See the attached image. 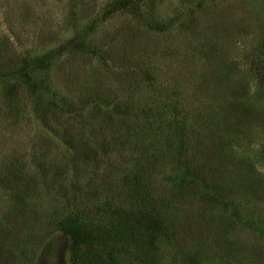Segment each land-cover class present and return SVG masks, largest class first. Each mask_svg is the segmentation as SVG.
Wrapping results in <instances>:
<instances>
[{
  "label": "rangeland",
  "instance_id": "1",
  "mask_svg": "<svg viewBox=\"0 0 264 264\" xmlns=\"http://www.w3.org/2000/svg\"><path fill=\"white\" fill-rule=\"evenodd\" d=\"M233 1L142 0L107 15L113 0H0V164L63 167L37 184L36 213L13 215L0 264H74L70 238L47 225L50 201L66 198L58 181L117 186L141 148L145 166L120 191L74 193L157 219L146 240H170L153 264H264V0ZM128 138L131 152L109 150Z\"/></svg>",
  "mask_w": 264,
  "mask_h": 264
},
{
  "label": "trees",
  "instance_id": "2",
  "mask_svg": "<svg viewBox=\"0 0 264 264\" xmlns=\"http://www.w3.org/2000/svg\"><path fill=\"white\" fill-rule=\"evenodd\" d=\"M219 1L221 4L220 6H225L227 11L229 9L231 11L238 9V3L233 0V5L230 3L231 0ZM141 3L142 0H113L112 4L108 8H105L106 10L104 13L111 15L119 8L129 7L135 9L136 13H138L139 8L142 7ZM148 25L150 27H155L156 24L154 22H148ZM258 47L263 53L264 36H262L261 43ZM40 63L42 62L40 61ZM257 64L258 69L256 70V74L264 79V57L257 60ZM241 103L244 102L238 104L241 106ZM97 131L98 130H96V132ZM237 131V129L234 130V132ZM66 141L72 145H74L73 143H77L72 140V137L67 138ZM121 146L120 144L116 149L110 146L109 150L113 151V153L117 154L119 157L121 153H123V150L124 152L127 151V149H129L130 152L133 150V148L130 149V138L125 140V145L122 146V148ZM139 152L141 156H134L133 152H131V161L133 162L123 166L126 168L127 172L122 179L120 178L121 180H119L117 186L111 185L113 180L110 179L109 181L104 179V181L90 184L85 182L86 185H82L75 181L77 179L73 182L72 178H68L70 179L68 180L66 177V180L69 181L68 183L71 186L67 185V181L64 180L65 177L58 181L59 193L61 194V191L65 193L64 195L66 198H64V202H57L56 199L50 201L51 208L50 215L46 218L48 222L47 225L61 230L70 238L69 250L73 256L74 264H79L78 259H84L85 254H89V256L87 261L83 264H153L158 258L157 252L159 248H157L156 244H163L166 243V240H170L167 238L169 235L164 236L163 242L146 240L144 231L147 229H144V227L150 226L151 230L155 229L159 231L156 227L157 219H151L150 217L145 218L144 212H142L141 209H138V211L132 209L131 206H133V204L131 201L126 208L110 206L105 209H100L98 207L100 204L92 203L93 205L87 206V204L83 202V198H79L77 194L74 193L85 188L90 189L91 195L97 199L101 191H106L111 188L110 191H114L113 189H119L120 191L123 188V182L126 186L128 180H135L138 178L135 177L136 173L132 170L138 166L139 168L145 166L143 158L148 152L144 148H141ZM157 152L162 154V150ZM91 153L92 152H90V154ZM9 160L13 161L8 159L0 164V190L5 192L4 197L9 196L7 198L8 200L13 198L11 200V206L0 216V247L4 245L3 241L7 244L4 235L7 234L9 228L14 229L17 223H19H16L13 215L18 214L20 217L25 214L36 213V210H34L33 207H29V205L31 204L30 200L34 199L36 196L34 190L37 188V184H44L45 188H49L48 185L55 182L54 176L56 175V177H58L60 171L63 170L62 165L59 163L51 165L50 170L44 169L30 172L24 170L20 166H11L12 163ZM117 166L118 164L115 165L114 168L116 169ZM38 168L40 169L41 167L39 166ZM62 173L60 174L61 176H63ZM112 173V169H106L105 178L106 175L111 178ZM129 173L134 174V177L131 178ZM77 174L79 173L77 172ZM195 181H197L199 185L202 184V181L198 178H195ZM21 221L28 222V225L33 224V221H29L24 217H22ZM82 247L86 250L80 252L79 249Z\"/></svg>",
  "mask_w": 264,
  "mask_h": 264
}]
</instances>
